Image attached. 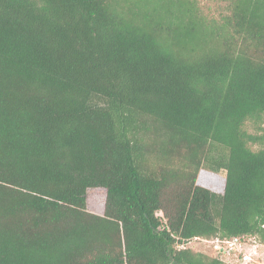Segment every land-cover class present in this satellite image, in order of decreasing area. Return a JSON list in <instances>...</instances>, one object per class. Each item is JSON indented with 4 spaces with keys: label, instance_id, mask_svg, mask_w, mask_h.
<instances>
[{
    "label": "trees",
    "instance_id": "16d2710c",
    "mask_svg": "<svg viewBox=\"0 0 264 264\" xmlns=\"http://www.w3.org/2000/svg\"><path fill=\"white\" fill-rule=\"evenodd\" d=\"M227 2L0 0V264L264 244V0Z\"/></svg>",
    "mask_w": 264,
    "mask_h": 264
},
{
    "label": "rangeland",
    "instance_id": "374dc122",
    "mask_svg": "<svg viewBox=\"0 0 264 264\" xmlns=\"http://www.w3.org/2000/svg\"><path fill=\"white\" fill-rule=\"evenodd\" d=\"M199 6L201 7L202 11L206 15L215 16L220 18L224 13L227 12L226 4H228L227 0H198ZM250 131H253V126L248 123L246 126ZM206 183L211 185L213 189L216 190H222V183L220 180L215 178H204ZM106 193L103 189H96V190H90L89 192V203L88 208L90 211L95 213H102V207L104 199H106ZM99 207L98 209L95 208ZM218 243L213 242L212 240H191L190 246H192L194 249L198 251L205 252L210 255L220 256L227 262L231 263H237L238 257L240 255V250L235 249L231 250L228 248V246L225 244V246L222 248L223 252H218L215 248V246ZM221 245V244H220ZM253 249H256L258 251L257 255H254L256 259L259 260L260 264H264V244H261L256 238H250L245 245L244 252L250 253Z\"/></svg>",
    "mask_w": 264,
    "mask_h": 264
},
{
    "label": "built area",
    "instance_id": "2783aa9c",
    "mask_svg": "<svg viewBox=\"0 0 264 264\" xmlns=\"http://www.w3.org/2000/svg\"><path fill=\"white\" fill-rule=\"evenodd\" d=\"M225 244L231 250L239 249L241 251L240 253H242V257H241L242 264H260L259 260L256 259V257H254V255L258 254V251L256 249H253L252 252L250 253L244 252L243 250L246 244L240 238L227 240L225 241ZM217 247H220V245H217Z\"/></svg>",
    "mask_w": 264,
    "mask_h": 264
}]
</instances>
